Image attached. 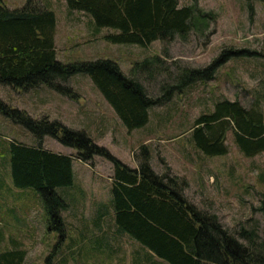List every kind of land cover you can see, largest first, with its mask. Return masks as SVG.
I'll list each match as a JSON object with an SVG mask.
<instances>
[{"label": "rangeland", "instance_id": "obj_1", "mask_svg": "<svg viewBox=\"0 0 264 264\" xmlns=\"http://www.w3.org/2000/svg\"><path fill=\"white\" fill-rule=\"evenodd\" d=\"M34 1L40 7L49 4L56 15L55 48L57 60L62 63L110 59L129 75L135 62L161 56L164 44L160 41L148 46L112 44L103 37L116 31L96 30L90 16L69 12L64 0ZM25 2L3 0L14 8ZM178 2L180 6L196 4L197 8L212 12L215 21L203 35L192 32L185 40L176 38L167 45L168 56L163 57V67L168 72L177 74L185 67H205L224 50L264 53L261 1ZM197 24L201 28L205 22L198 18ZM168 72L161 71L153 80L139 78L148 93L157 96L166 89L165 84L175 82ZM65 85L77 93L75 99L45 86L18 93L1 85L0 99L34 119L48 117L67 128L83 131L97 146L131 168H137L136 157L145 145L156 174L169 170L171 175L186 181L183 195L189 203L199 211L215 215L227 230L244 227L256 231L264 241V213L259 211L264 203V153L243 156L229 131L227 154L206 156L194 146L189 131L194 120L211 113L219 100L238 101L245 108L259 102L264 115V57L229 55L217 68L213 80L197 82L175 93L163 107L151 109L146 126L131 132L87 75H74ZM13 141L38 144L31 133L0 115V252L21 249L26 254L24 264H166L149 256L136 241L116 230L111 207L112 164L99 156L83 163L73 149L45 137V149L73 157L72 185L56 189L68 205L62 213L63 237L56 230L48 231V216L38 192L16 188L12 183L9 146Z\"/></svg>", "mask_w": 264, "mask_h": 264}, {"label": "trees", "instance_id": "obj_2", "mask_svg": "<svg viewBox=\"0 0 264 264\" xmlns=\"http://www.w3.org/2000/svg\"><path fill=\"white\" fill-rule=\"evenodd\" d=\"M64 1L69 12L90 16L96 30L116 31L104 36L105 41L139 46L160 41L164 44L161 56L135 62L129 75L110 59L62 63L57 60L55 48L54 11L38 6L34 0H26L20 8L8 9L0 0V85L18 93L45 86L75 99L77 93L65 83L74 75L85 74L128 132L146 126L151 109L163 107L175 93L197 82L213 80L217 68L229 55L244 53L264 57V53L224 50L205 67H185L172 74L163 67V57L168 56L167 45L176 38L185 40L192 32L206 33L215 21L212 12L197 8L196 4L180 6L178 0ZM198 18L205 22L204 27H199ZM161 71H167L175 82L165 84L166 89L162 86L164 91L160 95L151 96L139 77L153 80ZM0 115L38 141L37 145L10 143L11 179L16 188H32L38 192L48 216V231H58L60 238L64 232L62 213L68 205L56 189L72 185L73 157L45 149V137L73 149L83 163L99 156L112 164L113 224L149 256L166 264H264V241L257 232L244 227L231 232L215 215L199 211L183 195L187 186L184 179L171 175L169 170L162 175L153 171L145 145L136 157L137 168H131L97 146L83 131L67 128L57 120L34 119L1 99ZM189 131L194 146L206 156L227 154L229 131L243 156L264 153V115L259 102L245 108L238 101L219 100L211 113L194 120ZM259 211L264 213V203ZM25 257L21 249L5 250L0 252V264H24Z\"/></svg>", "mask_w": 264, "mask_h": 264}, {"label": "crops", "instance_id": "obj_3", "mask_svg": "<svg viewBox=\"0 0 264 264\" xmlns=\"http://www.w3.org/2000/svg\"><path fill=\"white\" fill-rule=\"evenodd\" d=\"M3 1V0H2ZM6 5V7L8 8V9H16V8H14L13 6H11L10 4H5ZM20 5H22V4H20ZM21 7V6H20ZM20 7H18V8H20ZM47 7H49L50 8V6H49V4L47 5ZM54 41H55V37H54ZM99 59V58H98Z\"/></svg>", "mask_w": 264, "mask_h": 264}]
</instances>
